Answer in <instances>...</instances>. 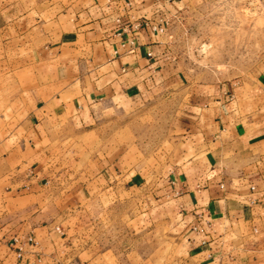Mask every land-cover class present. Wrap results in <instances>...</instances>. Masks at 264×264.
Instances as JSON below:
<instances>
[{
  "label": "crops",
  "instance_id": "obj_1",
  "mask_svg": "<svg viewBox=\"0 0 264 264\" xmlns=\"http://www.w3.org/2000/svg\"><path fill=\"white\" fill-rule=\"evenodd\" d=\"M202 1L0 0V264H264V52L236 77L190 67L173 26ZM159 89L166 145L58 173L65 140ZM123 194L155 237L145 253L102 249L76 217Z\"/></svg>",
  "mask_w": 264,
  "mask_h": 264
},
{
  "label": "rangeland",
  "instance_id": "obj_2",
  "mask_svg": "<svg viewBox=\"0 0 264 264\" xmlns=\"http://www.w3.org/2000/svg\"><path fill=\"white\" fill-rule=\"evenodd\" d=\"M173 33L175 52H182L190 67L211 70L218 77L244 75V68L252 65L264 52V0L191 3L175 18ZM165 96L167 94L159 89L139 104L110 110L105 117L94 119V123L86 127L90 128L89 135L82 137L78 132L72 140L63 142L62 150L57 152L61 159L58 173L68 177V172H81L82 167L78 164L88 157L92 174L96 171V167H92L94 159L108 156L117 144L127 150L134 145L143 153L154 152L166 145L162 142L168 135L174 105L172 97ZM65 183H59L60 187L70 186ZM138 196L106 197L97 201L89 214L79 213L76 217L94 228L98 226L93 238H102L106 242L102 249L129 251L132 245L133 249H143L145 253L155 245V237L146 232L147 227L139 220L131 221L134 198L140 204ZM82 234L80 231V238Z\"/></svg>",
  "mask_w": 264,
  "mask_h": 264
},
{
  "label": "built area",
  "instance_id": "obj_3",
  "mask_svg": "<svg viewBox=\"0 0 264 264\" xmlns=\"http://www.w3.org/2000/svg\"><path fill=\"white\" fill-rule=\"evenodd\" d=\"M148 25V22L147 21H143V20H136L135 22H133L130 26H124V30H127V31H138L140 30L142 27L144 26H147ZM152 29L153 30H158V31H162L163 29L162 28H157V26H152ZM251 190H254V187L251 186L250 188ZM253 201V200H252ZM211 225L206 222V227H210ZM192 231L195 233V234H201L203 233L205 230H204V226L200 225V224H194L192 226ZM204 243V241H202ZM21 251H22V248L19 247L18 250H17V257H20L21 256Z\"/></svg>",
  "mask_w": 264,
  "mask_h": 264
}]
</instances>
